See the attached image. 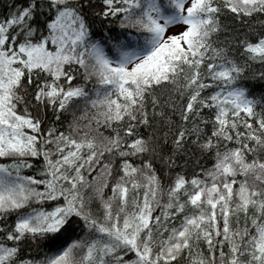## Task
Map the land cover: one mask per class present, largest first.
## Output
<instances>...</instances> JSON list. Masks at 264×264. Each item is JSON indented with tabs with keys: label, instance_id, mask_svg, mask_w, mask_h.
<instances>
[{
	"label": "snow or ice",
	"instance_id": "snow-or-ice-1",
	"mask_svg": "<svg viewBox=\"0 0 264 264\" xmlns=\"http://www.w3.org/2000/svg\"><path fill=\"white\" fill-rule=\"evenodd\" d=\"M0 264H264V0H0Z\"/></svg>",
	"mask_w": 264,
	"mask_h": 264
}]
</instances>
